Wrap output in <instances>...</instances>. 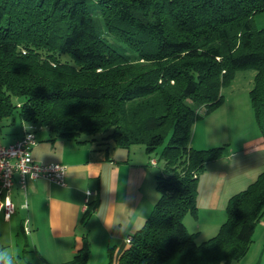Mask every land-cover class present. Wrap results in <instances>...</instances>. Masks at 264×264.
Segmentation results:
<instances>
[{"label":"trees","instance_id":"trees-1","mask_svg":"<svg viewBox=\"0 0 264 264\" xmlns=\"http://www.w3.org/2000/svg\"><path fill=\"white\" fill-rule=\"evenodd\" d=\"M97 2L98 13L87 0H0V121H15L17 113L56 136L81 142L83 134L105 133L120 147L142 143L150 155L163 146L159 199L117 264L240 258L264 214V170L229 198L218 234L198 242L184 217L196 212L200 174L223 147L190 141L194 123L222 103V87L237 70H257L251 98L263 122L264 28L254 17L264 0ZM97 204L88 200L82 224ZM83 239L58 264H87L90 242Z\"/></svg>","mask_w":264,"mask_h":264},{"label":"crops","instance_id":"crops-1","mask_svg":"<svg viewBox=\"0 0 264 264\" xmlns=\"http://www.w3.org/2000/svg\"><path fill=\"white\" fill-rule=\"evenodd\" d=\"M13 124L16 120L8 124L10 136L0 138L1 143L15 142L28 126L23 121L20 126ZM35 133L38 142L32 149L34 158L41 163L65 164V184L59 185L42 177L28 178L24 189L16 181L12 192L16 212L6 219L0 211V255L8 248L9 252L3 257L12 264H30L34 260L27 258L28 251L39 255L41 261L58 264L71 259L83 247V236L87 234L90 254L100 248L99 252L105 250L108 255L114 254V264H117L119 256L128 247L127 238L152 209L153 192L149 194L144 185H148L149 180L154 181L151 164L157 159L146 151H141L143 155L133 152L132 146L128 147L127 154L118 148L113 152L108 149L94 153L81 147L84 141L58 138L47 126L36 127ZM257 148L264 152V141L257 143L252 139L246 142L247 152ZM224 157L213 161L220 171L214 188V202L221 197L225 202L257 176V173L253 176L245 174L235 159L231 158L229 164ZM88 200H97L98 204L88 222L82 224ZM26 219L30 233L24 231Z\"/></svg>","mask_w":264,"mask_h":264},{"label":"rangeland","instance_id":"rangeland-1","mask_svg":"<svg viewBox=\"0 0 264 264\" xmlns=\"http://www.w3.org/2000/svg\"><path fill=\"white\" fill-rule=\"evenodd\" d=\"M87 1L89 7L94 10V12L98 13L100 9L97 0ZM254 25L258 29L264 28V11L256 14L254 17ZM256 72L257 70L254 67L236 71L232 81L222 87V103L212 109L209 113L204 114L194 123L190 144L193 147L200 149L223 147V154L221 157H224L226 154V157L224 158L229 164L231 158L235 159V163L243 169L241 171H245V174L249 173V176H253L257 173V178L260 172L264 170V152H259L258 149L260 148H257L256 151H246L247 141L252 139H255L257 143L264 141V120L262 123L259 122L251 98V90L255 85ZM14 99L16 101L19 100L17 98ZM15 117L16 124L13 125L20 126L21 119L17 113L15 114ZM12 120L11 117H8L0 121V138L5 139L10 136V126L8 124ZM52 133L56 136L53 131ZM106 136L105 133L99 132L94 135L83 134L80 139L88 140H84V144H82L81 147H87L94 153H99V151L105 152L108 149L113 152L115 148H118L119 151H124L126 154L128 153V147L117 146L114 139H108ZM58 138H61V136ZM71 140L77 141L75 139ZM131 146L133 152L138 151L139 155H143L144 151H146L145 145L142 143L132 144ZM256 146H259V144ZM162 147L163 146L159 147L157 151L151 153L150 156L158 161ZM141 151H143V153ZM227 157H230L229 160ZM213 161H210L207 164L206 169L200 174L198 180L196 212L193 213L188 211L184 217L188 232L194 233L198 242L208 240L218 234L221 226L227 220V204L229 198L238 192L233 193L227 200H225V202L223 200L224 197H221V200L216 202L213 201L216 181L220 177V171L217 169V164ZM151 166L154 168V181L150 182L149 180V184L147 185L145 183L144 186L149 194L150 191L153 192V209L160 196L157 190L156 175L161 171V163L159 165L156 163L151 164ZM255 179H253V181ZM250 183H247L245 188ZM224 193H226V190ZM152 209L150 210L152 211ZM148 215L146 216L148 217ZM146 216L144 217V220L142 219L138 228L143 226L147 218ZM137 229L134 228L132 233ZM4 249V254L2 256L0 255V259L9 252L8 248ZM99 251L100 248L94 250V253L89 255L87 264H108L111 257L114 260L113 263L115 262L116 257H114V254L110 253L108 255L105 250L101 252ZM26 256L30 261L34 260L32 262L35 264L42 263L39 255H36L34 252L31 253L27 251ZM220 264H264V214L256 225L253 240L250 243L248 251L240 258H234L229 261L222 259Z\"/></svg>","mask_w":264,"mask_h":264},{"label":"built area","instance_id":"built-area-1","mask_svg":"<svg viewBox=\"0 0 264 264\" xmlns=\"http://www.w3.org/2000/svg\"><path fill=\"white\" fill-rule=\"evenodd\" d=\"M36 126L28 124L24 134L15 142L3 144L0 142V211L6 219L16 212L12 192L16 181L26 188L28 178H45L59 185L65 184L67 166L59 162L41 163L37 161L32 149L37 144ZM156 163V161H154ZM91 194V191L87 192ZM24 231L30 233L29 221L26 219ZM131 237L127 238V243Z\"/></svg>","mask_w":264,"mask_h":264},{"label":"clouds","instance_id":"clouds-1","mask_svg":"<svg viewBox=\"0 0 264 264\" xmlns=\"http://www.w3.org/2000/svg\"><path fill=\"white\" fill-rule=\"evenodd\" d=\"M8 264H12V262L9 260V261H8Z\"/></svg>","mask_w":264,"mask_h":264}]
</instances>
